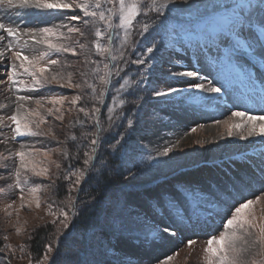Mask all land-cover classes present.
<instances>
[{
	"label": "snow or ice",
	"instance_id": "1",
	"mask_svg": "<svg viewBox=\"0 0 264 264\" xmlns=\"http://www.w3.org/2000/svg\"><path fill=\"white\" fill-rule=\"evenodd\" d=\"M29 43L42 47L25 54ZM3 85L16 96L0 114V144L19 147L0 154V192H18L17 216L34 205L50 218L29 264H173L171 244L191 249L202 233V264H264V114L251 111L264 113V0H0ZM212 106L226 116L212 117L220 141L258 140L259 150L236 144L162 172L177 155L179 114ZM153 172L158 187L124 191ZM82 217L91 234L77 239ZM69 240L75 261L61 260ZM27 247L0 246V264Z\"/></svg>",
	"mask_w": 264,
	"mask_h": 264
},
{
	"label": "rangeland",
	"instance_id": "2",
	"mask_svg": "<svg viewBox=\"0 0 264 264\" xmlns=\"http://www.w3.org/2000/svg\"><path fill=\"white\" fill-rule=\"evenodd\" d=\"M20 10H17L19 12ZM18 20H27L30 23H36L38 21L42 20H49L52 23L57 22L56 20H53L51 17H36L29 14H23L16 17ZM23 43V41H21ZM42 46H33L31 43H29V46L25 49V54H36L38 50H40ZM60 92H63L64 94L69 95V97L73 94V90L68 89H62ZM23 94V93H21ZM59 94V93H56ZM38 95H51L50 93H46L45 91L41 90ZM15 96L16 94L9 91L7 88V85L0 86V105L7 106L4 109H0V114H3L4 112H8L10 114L9 109L14 107L15 102ZM28 106L35 108L36 105L34 103L28 102ZM245 105L240 106V110H243ZM67 110V105H65V111ZM210 116H202L199 113L190 114L188 116H184L183 114H179L180 118V129L177 137L173 138V142H175V139L179 138L180 142L178 147L174 150L176 152V157L173 161L170 162V166H165L161 169L162 172L165 173H171V169L175 167V165H185V164H191L193 160H203L207 158H213L218 157L221 154L225 152H231L233 151V145L240 144L243 145L245 148H251L252 145H246L245 142H239L236 139L229 138L227 141H220L218 139L221 132H223V128L220 126H217L214 123V118L218 119H224L226 118L225 115H221V113L215 108V106H212L209 108ZM75 116V112H73L71 115H66L64 124H69V121L72 120V118ZM52 119L49 118V124H52ZM199 125H203V127H200ZM195 127L196 131L191 132V128ZM54 131L61 135V138H63V132L64 129L60 122H55ZM182 137V138H181ZM203 141L204 145L201 147V145L196 144L195 141ZM233 140V141H232ZM236 141V142H234ZM258 145H255V149L251 150L247 154L249 156H254L255 153L259 150V141L257 140ZM218 144V146H216ZM19 147V144H0V154L6 155V149H12L15 150ZM195 149V151H193ZM207 149V151H205ZM154 154V153H153ZM139 159L143 160L146 159V155L140 157ZM185 171H189V169H185ZM191 171H195V169H191ZM123 178V177H122ZM121 178V179H122ZM171 178V175H170ZM156 180L157 183L153 184L152 181ZM140 180L143 182L142 185H139L137 187H127L124 191L131 194L132 199H136V193L143 191L144 188H156L158 187V182L160 180V173H150L145 177H141ZM47 183V182H45ZM49 195L47 189H45L44 192L40 194L41 199L44 200ZM13 200H15L14 208L11 210L12 215L9 217L6 214L5 211V205L7 203H11ZM27 202V195L26 200ZM20 200L18 199V192L8 194L5 192H0V246H3L5 243L10 244L13 248H17L20 244L26 243L28 245L26 249V253L21 258V253L19 251L16 252V256L11 260L15 264H29V257H35L37 255L36 251H30V241L28 239L29 235L32 234V237L34 234L39 231V229H42L43 227H39L43 224V220H41V217H44V219H49L45 215V209L42 207L39 210L35 208L33 205L32 208L29 209H22L19 212V215L15 213V208L19 207ZM259 211V209H257ZM19 228L21 230L20 234L17 235L16 229ZM33 229H35V232L33 233ZM44 229V228H43ZM50 230V229H49ZM87 234H91V230L86 232ZM8 237V240H4V236ZM207 239V233H202L200 238L197 240V243L189 249V247L185 243H177L173 242L171 246L168 249V254H172L173 252H178V254L175 256V259L173 261V264H202L201 262V256H202V248L205 245ZM72 243V242H71ZM69 247V246H67ZM62 248V249H61ZM60 248V251L62 254L69 253L68 248L64 250L63 247ZM71 249V248H70ZM72 250V249H71ZM43 248L41 249L40 253H42ZM160 252V250H156V252L151 253V255H156ZM75 256H66L62 255L61 260H69V261H75ZM145 264H147V258H145Z\"/></svg>",
	"mask_w": 264,
	"mask_h": 264
},
{
	"label": "trees",
	"instance_id": "3",
	"mask_svg": "<svg viewBox=\"0 0 264 264\" xmlns=\"http://www.w3.org/2000/svg\"><path fill=\"white\" fill-rule=\"evenodd\" d=\"M121 178L122 177H120L118 179H121ZM137 186H139V185H137ZM113 192L118 195L119 194V189L118 188H114L113 189ZM81 219H82L83 222H81V223L78 224L77 229L75 231V235H76V238L77 239H80L81 238V234L82 233H86L87 231L91 230L90 223L88 221H85L83 217ZM47 238H49V237H48V233L45 231V229H43V228L42 229H39V231H37L34 234V236L32 237V239L30 241V251H33V252L34 251H36V252L39 251L40 252L41 249H42V244L47 241ZM71 242H72L71 240L66 241L65 244L63 246H61V247L64 248V250L66 248H68V252L69 253H67L66 256H69V257L70 256H74L73 255V250H74V247H76V245H74ZM67 246H69V247H67ZM11 264H15V263L12 261Z\"/></svg>",
	"mask_w": 264,
	"mask_h": 264
},
{
	"label": "bare ground",
	"instance_id": "4",
	"mask_svg": "<svg viewBox=\"0 0 264 264\" xmlns=\"http://www.w3.org/2000/svg\"><path fill=\"white\" fill-rule=\"evenodd\" d=\"M261 113V112H260Z\"/></svg>",
	"mask_w": 264,
	"mask_h": 264
}]
</instances>
